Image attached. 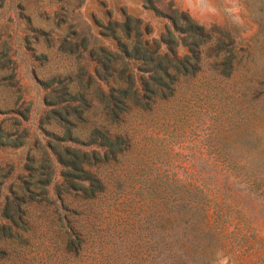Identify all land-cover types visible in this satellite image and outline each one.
I'll list each match as a JSON object with an SVG mask.
<instances>
[{
	"label": "trees",
	"instance_id": "trees-1",
	"mask_svg": "<svg viewBox=\"0 0 264 264\" xmlns=\"http://www.w3.org/2000/svg\"><path fill=\"white\" fill-rule=\"evenodd\" d=\"M160 6V1L144 0V9L167 21L162 34L153 36L142 18L123 15L117 19L111 12L104 24V43L65 37L59 47L39 55L42 65L25 58L23 75L16 58L28 50L30 38L18 31L37 32L30 30V18L22 25L21 14L16 13L19 50L9 56V49L3 55L8 63L15 58V67L0 76V264H25L31 251H40L47 242L50 246L45 250L52 247L60 257L85 258L82 254L94 232L89 222L101 219L107 204L128 203L118 201L128 199L129 180L123 172L138 148V121L167 110L175 111L189 127L196 121L205 127L210 119L208 129L224 120L239 129L247 116L237 103L243 105L251 96L253 111L264 101V75H253L241 101H232V107L227 105L228 97L222 96L226 86L235 88L231 79L247 59L246 50L236 46L232 30L226 33V44V37L213 38L185 11L173 5L165 11ZM20 75L35 86V97L14 96L11 83ZM211 93L219 106L215 103L209 114L204 109L211 106L207 102ZM9 149L24 151L22 173H17L10 159L1 158ZM213 150L232 171L245 169L227 147L214 144ZM141 163L138 159L135 164ZM148 167L144 163L142 169ZM248 180L253 195L264 199V171L252 167ZM150 186L148 196L157 191ZM211 194L217 190L211 193L210 188L202 199L192 198L193 221L201 204L207 212L214 202L219 219L223 210H231ZM155 198L164 202L171 196ZM112 199L114 203H109ZM206 233L208 237L215 234V226Z\"/></svg>",
	"mask_w": 264,
	"mask_h": 264
},
{
	"label": "rangeland",
	"instance_id": "rangeland-1",
	"mask_svg": "<svg viewBox=\"0 0 264 264\" xmlns=\"http://www.w3.org/2000/svg\"><path fill=\"white\" fill-rule=\"evenodd\" d=\"M155 1H160V8L165 11L170 5L185 11L213 38H225L232 30L236 46L246 50L247 59L231 79L235 88L228 90L226 86L222 96L228 97L229 107L234 105L232 101H241L243 88L251 84L252 76L264 75V0ZM143 5L144 0H0V76H7L6 70L15 67V58L8 63L3 55L9 49V56L19 50L14 22L17 12L21 14L22 25L30 18V30L37 32L27 34L23 28L18 31L30 38L28 50L21 53L19 60L16 58L23 75L25 58L42 65L39 55L59 47L65 37L91 42L96 38L104 43L107 35L104 24L112 17L111 12L117 19L123 15L142 18L153 36L162 34L167 21ZM3 66L7 68L2 70ZM22 75L12 80L10 90L14 96L22 93L25 99L35 97V86H30L31 81ZM209 95L206 98L211 106L206 105L204 110L210 114L219 102L212 93ZM195 102L196 99L191 104ZM241 106L247 118L237 126L239 129L228 120L208 129L210 119L205 127H199L197 121L189 127L180 122L175 111L167 110L138 121L135 126L138 148L123 172V177L129 180L128 199L118 201L128 203L107 204L101 209V219L89 222L94 232L82 254L85 258L71 261L60 257L52 247L45 250L50 246L47 242L41 252L38 248L32 250L25 264H264V199L253 195L248 180L252 167L264 171V101L259 103L258 110L251 111L250 96L236 107ZM214 144L236 154L245 169L232 171L222 158H217ZM23 154V150L9 149L1 158L10 159L17 173H22ZM138 159H142L140 165L135 164ZM144 163L150 167L146 171L142 169ZM148 184L154 191L157 187L150 196ZM210 188L211 193L217 190L211 197L230 205L231 210H223V218L219 219L214 202L207 212L201 204L193 221L192 198L202 199ZM156 195H169L171 199L163 202ZM109 203H114V199ZM211 225L215 226V234L208 237L206 231Z\"/></svg>",
	"mask_w": 264,
	"mask_h": 264
}]
</instances>
